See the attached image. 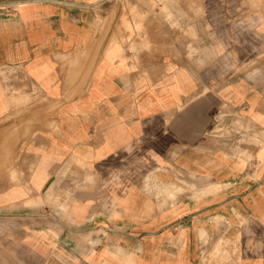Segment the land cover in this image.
Returning a JSON list of instances; mask_svg holds the SVG:
<instances>
[{
    "label": "crops",
    "instance_id": "0c3cea01",
    "mask_svg": "<svg viewBox=\"0 0 264 264\" xmlns=\"http://www.w3.org/2000/svg\"><path fill=\"white\" fill-rule=\"evenodd\" d=\"M255 10L0 0V264H264Z\"/></svg>",
    "mask_w": 264,
    "mask_h": 264
},
{
    "label": "rangeland",
    "instance_id": "374dc122",
    "mask_svg": "<svg viewBox=\"0 0 264 264\" xmlns=\"http://www.w3.org/2000/svg\"><path fill=\"white\" fill-rule=\"evenodd\" d=\"M263 1L264 0H251V3L253 5V7L257 10L258 6L260 7V5L264 4V3H262ZM263 64H264V54L262 56H260V58L255 60V62L252 63V65H254L255 67H256V65L258 66V65H263Z\"/></svg>",
    "mask_w": 264,
    "mask_h": 264
}]
</instances>
